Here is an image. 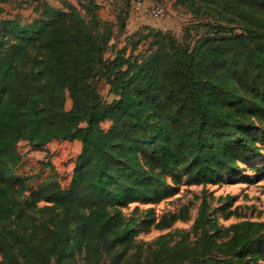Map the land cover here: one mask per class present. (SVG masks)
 Returning <instances> with one entry per match:
<instances>
[{
	"label": "trees",
	"instance_id": "16d2710c",
	"mask_svg": "<svg viewBox=\"0 0 264 264\" xmlns=\"http://www.w3.org/2000/svg\"><path fill=\"white\" fill-rule=\"evenodd\" d=\"M174 1L195 14L204 12L203 4L211 17L194 23L200 31L186 26L181 38L142 25L124 34V45L110 57L103 55L113 24L103 23L95 0H62L59 7L38 0L32 8L41 9L29 21L0 19L2 264H74L67 259L76 249L81 264H99L93 256L102 244L135 245L136 219L126 218L121 206L159 202L169 192L168 177L205 185L258 154L264 141V0ZM29 43L34 53L26 67ZM94 74L106 79L109 101L99 99ZM103 121L110 122L106 129ZM20 140L37 146L79 140L68 186L48 177L32 189L19 180ZM207 209L203 190L192 224L201 232L199 242L163 245L162 258L260 264L264 220L242 219L220 230ZM207 221L218 237L229 236L226 250L236 262L213 254L201 263L221 245L205 229ZM153 222L168 224L164 216L146 224ZM32 230L48 231L47 244L30 242Z\"/></svg>",
	"mask_w": 264,
	"mask_h": 264
},
{
	"label": "rangeland",
	"instance_id": "374dc122",
	"mask_svg": "<svg viewBox=\"0 0 264 264\" xmlns=\"http://www.w3.org/2000/svg\"><path fill=\"white\" fill-rule=\"evenodd\" d=\"M37 1L2 0L0 2V19L15 16L21 21H29L34 16H38L41 9L40 5L36 11L32 8V5ZM95 1L100 6V10L97 12H100L103 23L113 24L111 31L114 36L109 42L111 45H108L104 57H110L113 54L112 49L124 45V34H131L142 25L168 29L176 37L181 38L186 26L192 27V31H200L201 27L193 28L194 23L207 21L211 17V13L207 12L210 10H204L203 4L200 3H198V8L204 12L195 14L194 10L182 7L174 0H141L139 3L136 0ZM47 2L61 5L62 0H47ZM157 5L163 8L162 14H151V9ZM140 13L142 16L138 17ZM123 25H125L124 28H122ZM28 51L26 67L34 53L32 43L28 44ZM91 80L100 100L109 101L113 98L105 78L94 74L91 76ZM70 105L71 101L68 98L65 107L68 109ZM109 123V121H103L101 126L106 129ZM262 126L264 128V123ZM258 146V154L239 163L237 170L231 174L221 173L205 185L187 182L185 177H181L177 181L168 177L169 192L159 202H131L121 206L126 218L136 219L135 227L139 230L134 238L135 245L126 249L112 239L110 244H102L93 257L99 264H175V261L169 262L163 259L158 251H161L163 245L170 246L176 241L188 245L198 241L201 232L199 230L194 233L192 224L200 208L203 190L207 198L208 220L213 219L220 230L230 223L242 219L264 220V141H260ZM80 148L79 140H51L42 146L20 140L17 143V149L21 159L15 169V175L19 180H23L28 188L32 189L48 177L55 178L62 187H66L71 178L74 158ZM42 203L40 202V204ZM149 209L151 210L149 211ZM161 216H164L165 221L168 222L166 226L156 227L154 222L149 226L146 224V221L151 217L158 220ZM205 229L221 245L213 248L205 258L200 259L201 263H205L206 258L208 260L213 254L232 256L236 262V254L226 250V241L229 236L221 234L218 237L214 233V227L209 226V221L205 223ZM31 233L32 236H26L30 242L37 243L38 239H42L40 243L47 244L45 238L48 231L37 233L32 230ZM169 233H172V236H169ZM185 233H188V236H184ZM163 234L165 235L164 241L163 239L158 241V238ZM263 252L264 248L260 252L261 256L257 258L260 264H264ZM67 261L81 264L77 249ZM255 263L256 261H254ZM0 264H2L1 261Z\"/></svg>",
	"mask_w": 264,
	"mask_h": 264
},
{
	"label": "built area",
	"instance_id": "2783aa9c",
	"mask_svg": "<svg viewBox=\"0 0 264 264\" xmlns=\"http://www.w3.org/2000/svg\"><path fill=\"white\" fill-rule=\"evenodd\" d=\"M141 0H136L137 3H139ZM163 12V8L159 5L153 7L150 11L151 14H154V15H161Z\"/></svg>",
	"mask_w": 264,
	"mask_h": 264
},
{
	"label": "crops",
	"instance_id": "0c3cea01",
	"mask_svg": "<svg viewBox=\"0 0 264 264\" xmlns=\"http://www.w3.org/2000/svg\"><path fill=\"white\" fill-rule=\"evenodd\" d=\"M70 1H72V0H70ZM72 2H75V1H72ZM97 2V1H96ZM98 3V2H97ZM49 5H51V6H55V7H59V6H61V5H56V4H51V3H48ZM142 16V14L140 13V15L138 16V17H141Z\"/></svg>",
	"mask_w": 264,
	"mask_h": 264
}]
</instances>
